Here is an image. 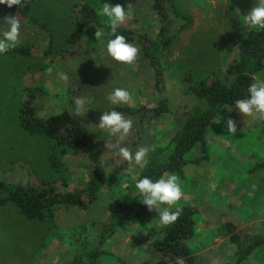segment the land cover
<instances>
[{"label": "rangeland", "instance_id": "obj_1", "mask_svg": "<svg viewBox=\"0 0 264 264\" xmlns=\"http://www.w3.org/2000/svg\"><path fill=\"white\" fill-rule=\"evenodd\" d=\"M84 2L96 11L104 3H120L126 12H131V18L120 26L133 28L151 39L156 37L159 21L152 0L31 2L29 17L20 19V41L33 43L35 54H0V178L8 182L42 181L63 190L82 187L87 193L92 191L89 185L94 167L88 157L71 149L63 152L51 139L31 134L21 125L19 110L29 96L28 87H40L45 95L32 103L42 117L63 107L75 109L78 97L91 100L85 104L89 109L81 118L100 150L111 188L100 185L86 210L60 206L54 218L42 220L24 218L11 202L0 205V264H71L78 258L82 264L156 262L153 242L163 235L164 229L159 225L157 211L115 223L111 235L107 234L110 230L105 231L114 201L121 199L136 182L141 167L130 166L117 150L104 147L116 143L118 137L100 128L99 118L103 112L119 111L120 107L136 108L133 113H122L133 120V127L121 146H127L133 154L138 147L147 146L148 159L156 144L166 143L172 137L198 101L192 88L222 72L238 48L239 37L255 28L245 23L244 15L258 0H175L190 23L163 53V91L170 108L169 113L163 114H154L152 110L163 94L159 95L155 88L152 71L139 45L130 42L140 50L133 66L108 56L109 38L95 40L93 26L82 32L77 43L68 42L75 29L74 7ZM6 15L13 14L0 11V37L8 28L3 20ZM101 17L108 25L107 18ZM61 73L67 78L61 79ZM253 78V83L256 79L264 80V69ZM115 88L128 90L133 102L112 105L107 96ZM229 106H224L213 120L231 116L240 132L231 135L212 120L204 138L184 155L188 164L180 172H166L180 178L184 198L178 205L196 209L194 233L187 244L197 264H226L231 259L235 245L224 227L226 222L232 223L238 232L264 234V168L255 167L264 160V120L242 119L235 109L226 112ZM52 155L59 159V165H51ZM84 199L89 200L88 194H84ZM96 250L98 253L90 263L89 252ZM242 264H264V247L252 252Z\"/></svg>", "mask_w": 264, "mask_h": 264}, {"label": "trees", "instance_id": "obj_2", "mask_svg": "<svg viewBox=\"0 0 264 264\" xmlns=\"http://www.w3.org/2000/svg\"><path fill=\"white\" fill-rule=\"evenodd\" d=\"M33 1L35 0H26L24 7L13 5L9 8L6 5H0V11L9 10L19 19L27 18L29 17L30 4ZM152 7L159 21L154 39L125 26H119L116 35H124L128 42L139 45L142 55L152 71L155 88L159 95L163 94L160 95L158 104L152 110L154 114H163L170 112L168 99L163 91L164 81L161 69L163 53L177 34L189 25L190 18L178 10L175 0H152ZM74 10H76L75 29L67 38L68 42L77 43L80 41L82 32L89 26L104 28L106 32L110 33V28L92 6L84 2L80 5L76 4ZM105 38L111 39L114 36L109 35ZM7 53L33 56L35 45L20 43ZM263 69L264 29L255 27L239 37L238 48L222 72L214 73L211 80L202 81L192 88L198 101L178 124L172 137L166 143L156 144L155 151L150 154L147 166L141 168L137 180L147 176L155 181L168 171L180 172L188 164L184 155L204 138L208 124L224 106L234 105L237 99L248 98V86L253 83L254 75ZM28 88H30L29 96L24 99L23 106L19 110L21 125L31 134H40L51 139L55 146L62 147L61 151L63 152L71 149V152L75 154L88 157L94 167V177L91 178L89 185L92 191L87 193L82 187L63 190L42 181L41 183L8 182L0 178V205L13 203L22 216L28 220L54 218V212L60 206H73L86 210L87 203L96 197L100 185L111 188V181L101 161L100 150L96 147L81 116L74 114L72 106H69V109L63 107L58 112L45 117L39 116L32 102L36 97L45 95V92L40 87ZM117 109L121 113L136 111V108L131 109V107ZM50 163L55 166L59 165L60 161L52 155ZM255 167L264 168V160L257 163ZM135 183L130 186L128 192L121 199L114 201L109 224L105 230L111 232L107 234H112L115 223L148 212L146 207L139 202L142 197L139 196ZM85 193L89 196L88 201L84 199ZM176 207L183 209L180 218L173 225L164 227L163 235L153 242V250L157 254L154 264H176L177 257L184 258L185 264H197L187 244V239L194 233L196 209L191 205L181 204L171 210L175 211ZM224 227L230 234L231 242L235 245L234 253L226 264H242L252 252L264 247V234L238 232L230 222H226ZM97 253V250L89 252L90 263ZM80 261H82L81 258H78L71 264H82Z\"/></svg>", "mask_w": 264, "mask_h": 264}, {"label": "clouds", "instance_id": "obj_3", "mask_svg": "<svg viewBox=\"0 0 264 264\" xmlns=\"http://www.w3.org/2000/svg\"><path fill=\"white\" fill-rule=\"evenodd\" d=\"M26 0H0V5H6L11 8L13 5L24 7ZM97 14L107 18L110 33L104 28H95V40L101 41L106 36L112 35L114 38L108 39L106 51L108 56L113 60L124 64L135 66L140 50L138 47L128 42L124 35H116L117 28L131 18V12H126L125 7L120 3L110 4L104 3ZM4 23L8 26L7 30L0 37V54H4L11 49H14L21 43L20 41V19L16 15H6L3 17ZM244 21L247 25L264 29V0H258L255 7H252L246 15ZM61 79H66V75L61 73ZM248 98L237 99L233 106L225 109L231 113L233 109L242 117L264 120V80L256 79V82L250 84L247 89ZM108 101L112 105H130L133 102L131 93L123 88H115L111 94L107 96ZM86 103H91L88 98L78 97L75 100L74 114L84 116L89 108L85 107ZM221 122H223L221 124ZM213 123L226 128L231 135H237L240 132L237 121L231 116H219L213 120ZM99 127L106 129L111 135L117 136L116 143L106 145L117 150L118 155L130 166H139L144 168L148 164L146 159L150 149L147 146H140L135 153L127 146H121L131 133L133 120L126 118L119 111L112 110L103 112L99 118ZM135 188L138 190L140 203L146 206L148 212L157 211L159 213V225L166 227L173 225L181 216L183 209L176 207L175 211L171 210L172 206L178 205L179 201L184 198V192L181 189L180 178L175 174L165 173L162 178L153 181L145 176L140 178L135 183ZM166 205L167 207H161ZM176 264H185L182 257H177Z\"/></svg>", "mask_w": 264, "mask_h": 264}, {"label": "crops", "instance_id": "obj_4", "mask_svg": "<svg viewBox=\"0 0 264 264\" xmlns=\"http://www.w3.org/2000/svg\"><path fill=\"white\" fill-rule=\"evenodd\" d=\"M147 61V60H146Z\"/></svg>", "mask_w": 264, "mask_h": 264}]
</instances>
